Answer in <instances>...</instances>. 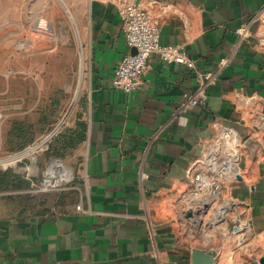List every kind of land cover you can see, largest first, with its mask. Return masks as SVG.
<instances>
[{
  "label": "crops",
  "instance_id": "1",
  "mask_svg": "<svg viewBox=\"0 0 264 264\" xmlns=\"http://www.w3.org/2000/svg\"><path fill=\"white\" fill-rule=\"evenodd\" d=\"M126 1L185 63L152 54L140 89H114L131 53L122 0L87 6L71 148L80 200L0 217V264H262L264 0ZM201 91L195 106L184 96Z\"/></svg>",
  "mask_w": 264,
  "mask_h": 264
},
{
  "label": "rangeland",
  "instance_id": "2",
  "mask_svg": "<svg viewBox=\"0 0 264 264\" xmlns=\"http://www.w3.org/2000/svg\"><path fill=\"white\" fill-rule=\"evenodd\" d=\"M93 1L0 0V217L63 213L80 200L72 126Z\"/></svg>",
  "mask_w": 264,
  "mask_h": 264
},
{
  "label": "built area",
  "instance_id": "3",
  "mask_svg": "<svg viewBox=\"0 0 264 264\" xmlns=\"http://www.w3.org/2000/svg\"><path fill=\"white\" fill-rule=\"evenodd\" d=\"M120 19L125 41L135 53L125 55L117 64L112 77L114 89L124 93H132L140 89L152 54H158L166 62L185 63L184 57L176 48L160 43L158 23L147 10L133 2L125 3L120 10ZM258 21L264 25V14L258 18ZM236 33L243 32L237 29ZM184 96L193 106L201 104L205 98L203 91L197 96Z\"/></svg>",
  "mask_w": 264,
  "mask_h": 264
},
{
  "label": "bare ground",
  "instance_id": "4",
  "mask_svg": "<svg viewBox=\"0 0 264 264\" xmlns=\"http://www.w3.org/2000/svg\"><path fill=\"white\" fill-rule=\"evenodd\" d=\"M42 27V28H46V25H45V23H43V22H40V25H39V27ZM49 28V27H48ZM55 170H58L57 168H55ZM58 172V171H57ZM58 178V177H57Z\"/></svg>",
  "mask_w": 264,
  "mask_h": 264
},
{
  "label": "water",
  "instance_id": "5",
  "mask_svg": "<svg viewBox=\"0 0 264 264\" xmlns=\"http://www.w3.org/2000/svg\"><path fill=\"white\" fill-rule=\"evenodd\" d=\"M135 53V50L134 49H131V54H134ZM199 259H200V257H199ZM204 262V261H203ZM262 264H264V258L263 259H261V261H260Z\"/></svg>",
  "mask_w": 264,
  "mask_h": 264
}]
</instances>
